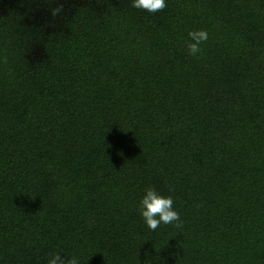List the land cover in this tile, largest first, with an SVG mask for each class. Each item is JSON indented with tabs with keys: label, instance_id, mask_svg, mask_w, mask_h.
I'll return each instance as SVG.
<instances>
[{
	"label": "trees",
	"instance_id": "obj_1",
	"mask_svg": "<svg viewBox=\"0 0 264 264\" xmlns=\"http://www.w3.org/2000/svg\"><path fill=\"white\" fill-rule=\"evenodd\" d=\"M166 3L0 0V264H264V0Z\"/></svg>",
	"mask_w": 264,
	"mask_h": 264
},
{
	"label": "clouds",
	"instance_id": "obj_2",
	"mask_svg": "<svg viewBox=\"0 0 264 264\" xmlns=\"http://www.w3.org/2000/svg\"><path fill=\"white\" fill-rule=\"evenodd\" d=\"M166 6V0H131V7L151 14L163 10ZM56 11L58 12L59 9ZM188 38V53L197 56L201 52V45L207 41L208 34L204 30L189 31ZM137 210L145 227L150 231H156L161 225L181 227L180 216L174 208L172 196H164L154 187L143 190L138 201ZM46 259L47 264H79L78 257L66 258L55 251L51 252Z\"/></svg>",
	"mask_w": 264,
	"mask_h": 264
}]
</instances>
